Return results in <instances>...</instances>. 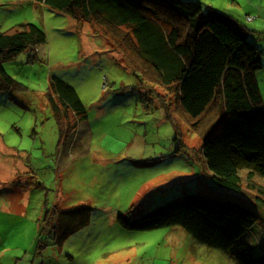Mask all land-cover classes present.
Instances as JSON below:
<instances>
[{
  "label": "rangeland",
  "instance_id": "obj_1",
  "mask_svg": "<svg viewBox=\"0 0 264 264\" xmlns=\"http://www.w3.org/2000/svg\"><path fill=\"white\" fill-rule=\"evenodd\" d=\"M186 1L246 31L261 53L255 76L264 105V0ZM162 18L176 16L163 10ZM27 23L46 41L2 65L16 87L0 91V264H236L180 227L130 231L117 223L189 193L243 198L262 220L244 241L264 254L258 192L244 173L239 197L207 187L200 130L181 119L171 94L141 83L91 25L33 0H0L1 31ZM53 78L73 87L86 111L62 144L46 99ZM252 183L264 188L261 178ZM58 217L69 225L58 226ZM64 228L74 231L62 238Z\"/></svg>",
  "mask_w": 264,
  "mask_h": 264
},
{
  "label": "trees",
  "instance_id": "obj_2",
  "mask_svg": "<svg viewBox=\"0 0 264 264\" xmlns=\"http://www.w3.org/2000/svg\"><path fill=\"white\" fill-rule=\"evenodd\" d=\"M33 1L91 25L141 83L148 80L175 98L181 119L200 130V176L208 188L217 186L239 197L244 173L249 191L258 192L257 201L264 206V188L252 183L264 180V105L255 76L261 53L245 40L242 27L212 8L203 16L198 2L186 0ZM163 10L176 19H163ZM45 41L43 30L33 23L0 30V91L16 87L3 63L28 49L36 52ZM46 99L62 144L86 120L84 105L73 87L58 78L52 79ZM239 198L244 203L189 193L133 221L122 215L116 219L130 231L177 226L236 264H264V254L244 241L262 220ZM66 220L58 217V226ZM73 231L64 228L62 238Z\"/></svg>",
  "mask_w": 264,
  "mask_h": 264
},
{
  "label": "crops",
  "instance_id": "obj_3",
  "mask_svg": "<svg viewBox=\"0 0 264 264\" xmlns=\"http://www.w3.org/2000/svg\"><path fill=\"white\" fill-rule=\"evenodd\" d=\"M1 143H3V142H1ZM1 146H2V147H5V146H3V144H1ZM22 185H23V184H22Z\"/></svg>",
  "mask_w": 264,
  "mask_h": 264
}]
</instances>
